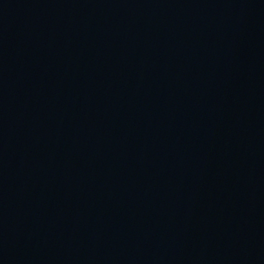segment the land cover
<instances>
[{
  "label": "water",
  "instance_id": "95a60500",
  "mask_svg": "<svg viewBox=\"0 0 264 264\" xmlns=\"http://www.w3.org/2000/svg\"><path fill=\"white\" fill-rule=\"evenodd\" d=\"M0 264H264V0H0Z\"/></svg>",
  "mask_w": 264,
  "mask_h": 264
}]
</instances>
